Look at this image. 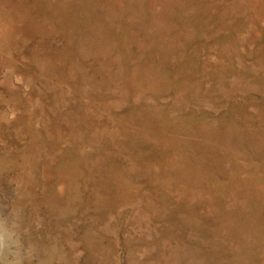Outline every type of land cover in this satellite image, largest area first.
<instances>
[{"label": "rangeland", "instance_id": "1", "mask_svg": "<svg viewBox=\"0 0 264 264\" xmlns=\"http://www.w3.org/2000/svg\"><path fill=\"white\" fill-rule=\"evenodd\" d=\"M0 264H264V0H0Z\"/></svg>", "mask_w": 264, "mask_h": 264}]
</instances>
